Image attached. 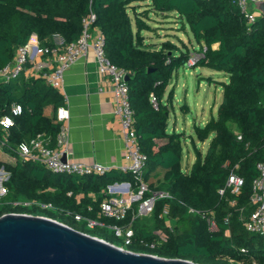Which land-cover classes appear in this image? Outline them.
I'll use <instances>...</instances> for the list:
<instances>
[{
	"label": "trees",
	"instance_id": "obj_1",
	"mask_svg": "<svg viewBox=\"0 0 264 264\" xmlns=\"http://www.w3.org/2000/svg\"><path fill=\"white\" fill-rule=\"evenodd\" d=\"M89 9L96 14L94 24L103 35L106 57L128 75L134 128L146 157L143 179L150 191H164L170 197L158 198L147 216L132 219L129 210L117 220L99 214L105 197L102 190L117 178L133 183L131 173L62 175L29 159L15 163L0 159V168L8 174L2 182L0 215L46 216L117 246L122 245L114 243L112 226L130 223L133 235L124 249L203 264H264V235L247 231L243 224L255 208L250 194L258 174L256 163L264 160V16L248 21L237 0H0V68L32 32L41 43L49 39L43 44H51L55 34L65 42L76 40ZM157 14L164 21L175 17L178 30L189 32L198 50L206 48L193 67L205 66L227 76V81L219 82L222 99L216 116L203 125L193 124L199 141L211 139L202 155L191 136L195 159L185 171L181 168L183 132L166 129L174 97V88L167 87L191 51L181 40L183 48L169 38L157 43V48L148 41V34L160 27L151 24L162 21L154 18ZM60 98L40 78L20 75L0 81V117L10 115L12 103L22 108L9 127L11 151L38 134L53 144ZM48 104L55 109L50 117L43 113ZM231 169L243 178L238 193L224 188ZM13 201L27 205L14 206ZM206 217L213 218L214 231L208 229ZM88 220L95 221L93 226H87Z\"/></svg>",
	"mask_w": 264,
	"mask_h": 264
},
{
	"label": "built area",
	"instance_id": "obj_2",
	"mask_svg": "<svg viewBox=\"0 0 264 264\" xmlns=\"http://www.w3.org/2000/svg\"><path fill=\"white\" fill-rule=\"evenodd\" d=\"M254 0H237V5L248 21H254L257 12L250 10V4ZM96 14L89 9L82 17V29L78 38L71 42H65L61 36H52L51 44H43L36 33L32 32L25 43L17 46L13 58L0 68V81L15 79L25 72L31 71L58 92H62L64 85V72L79 58L87 56L91 52L95 58L98 72L109 82V89L112 93L113 115L119 122L120 131L124 140L123 155L129 161L121 165V172L131 173V181H114L105 187L107 197L100 202V213L104 216L117 220L123 219L131 210L132 219L137 216L149 215L154 203L158 198L170 197L164 191H150L148 184L143 179L145 168V155L139 150L138 139L134 128V115L128 99V85L125 80L126 72L121 67L112 63L105 55L104 38L99 28L94 24ZM205 47L194 50L186 62L192 66L204 55ZM150 101L156 107L155 98L150 96ZM21 105L12 103L10 115L0 117V127L5 132L0 137V143L7 142L8 128L13 124L12 116L21 112ZM55 119L58 123V130L55 135V145L49 146V139L43 134L21 142L17 147L12 148L13 152L21 159H29L44 165L53 173L67 175H104L112 166L101 163L87 164L81 161L65 160L61 157L66 153L69 143V113L64 105H58L55 111ZM257 176L252 180L250 202L255 206L254 210L244 220L243 224L247 231L264 235V160L256 163ZM2 179L5 176L0 173ZM0 182V189L4 190ZM243 184V178L231 169L225 180L224 188L232 193H238ZM224 188L220 189L222 193ZM0 190V197H1ZM149 192L150 195L145 194ZM14 206L20 202H11ZM22 204H26L24 202ZM135 204V208L133 205ZM43 207L49 204H42ZM189 212H194L188 209ZM14 213V212H11ZM4 214V213H3ZM167 208L163 209V215L167 216ZM80 219L79 215H75ZM208 229H216L212 217H206ZM95 221L88 220L87 225L93 226ZM166 225L170 226L166 218ZM112 230L116 236L123 238L124 244H129L133 235L130 225H113Z\"/></svg>",
	"mask_w": 264,
	"mask_h": 264
},
{
	"label": "crops",
	"instance_id": "obj_3",
	"mask_svg": "<svg viewBox=\"0 0 264 264\" xmlns=\"http://www.w3.org/2000/svg\"><path fill=\"white\" fill-rule=\"evenodd\" d=\"M250 10L254 11L251 7ZM257 15L260 14L257 12ZM165 20H170V18ZM162 21H164V19ZM156 26H160L157 29L156 33H154L153 35L148 34L149 36H151V38H148V41L154 43L155 48H157L158 46L157 43H159L160 41L166 38H169L170 40L173 41V38L175 37L178 40H181V42H183V40L179 37L177 33H172L174 29L176 30V26L174 24L162 25L158 23L156 24ZM187 36H188L187 40L189 41L188 43L190 44L192 49L198 50V44L194 40L190 39L189 33H187ZM43 41L44 42L42 43H47L49 42V39H44ZM190 51L192 50L190 49ZM21 76H23L24 78H40L36 74H33L31 71L25 72L21 74ZM210 79L211 78L209 77V80ZM42 80L44 81V83H46L44 79ZM212 81L214 83L220 82L214 80ZM167 90L169 89L167 88ZM221 92H222V88H221ZM58 93L61 97L60 103L58 105H64L69 113V119H68L69 143H68V149L66 153H64L65 159L81 161L87 164L101 163L104 165L112 166L107 173L114 172L122 175L127 174L128 172H121L119 170V167L121 165H126L129 163V161L123 155L124 140L120 131L119 122L115 118L112 112L113 103H112V93L109 89V82L107 81V79H105L104 76H101L99 74L97 69V64L95 62V58L91 52H89L87 56L79 58L68 69L65 70L63 90L62 92H58ZM170 106H172V103ZM54 110H55L54 106L48 104L44 106L43 113L44 115L50 117L53 115ZM210 114H212V112ZM211 116L214 115H210L208 119ZM206 121H204L202 124L199 125H203ZM194 123L198 124L196 120H194L191 124L188 134L185 133L186 130L185 128L182 131H177V132H183V137L184 136L189 137L188 140L191 145V148L193 149V145L191 143L192 142L191 136H192L195 146L200 150L198 143L203 144L206 139L204 141H199L195 137L193 132ZM167 126H168V120H167ZM167 126L166 129L168 128ZM172 128H173L172 130L176 131L177 125L173 123ZM8 133H9V128H8ZM3 134H5V132L0 127V137ZM208 138L210 141L211 136ZM182 140L184 141V138H182ZM208 143L205 147V151L207 149ZM48 144L49 146L53 147L55 145V137L53 144H50V142ZM185 148L187 153H186V165L184 168H182L183 146H182V154H181V168L184 171L188 170L191 165L188 164V158L190 155L189 147L186 146ZM0 149L3 152L2 157H0L1 160L9 163H15V161L21 160L13 152V150L11 151V148L8 146V140L4 144L0 143ZM205 151L204 152L201 151L202 155H204ZM194 159H195V154L192 162L194 161ZM0 169L3 172V174H5V179H7L8 176L7 172H5L2 168ZM159 173L161 175V172ZM62 175H67V174H62ZM126 180L130 181L124 178H117L109 183H112L114 181H126ZM102 193L105 194V197L103 198L105 199L107 197L105 188L102 190ZM92 195L94 196V194ZM133 206H135V204ZM99 214L102 215L100 213V207H99ZM165 224H166V218H165ZM128 225H130V223Z\"/></svg>",
	"mask_w": 264,
	"mask_h": 264
},
{
	"label": "water",
	"instance_id": "obj_4",
	"mask_svg": "<svg viewBox=\"0 0 264 264\" xmlns=\"http://www.w3.org/2000/svg\"><path fill=\"white\" fill-rule=\"evenodd\" d=\"M250 7L264 16V0ZM0 264L203 263L134 252L46 216L9 212L0 215Z\"/></svg>",
	"mask_w": 264,
	"mask_h": 264
},
{
	"label": "rangeland",
	"instance_id": "obj_5",
	"mask_svg": "<svg viewBox=\"0 0 264 264\" xmlns=\"http://www.w3.org/2000/svg\"><path fill=\"white\" fill-rule=\"evenodd\" d=\"M142 10V9H141ZM154 16V15H153ZM154 18L162 19L161 15H155ZM175 17H170V21H160L159 24L162 25H172L176 26L172 33H177L179 37L186 43L191 49V54L194 52L189 41L187 40V34L183 31H179L180 25L175 21ZM152 25L158 24L156 21L152 22ZM168 29V28H167ZM166 30V28H165ZM189 33V32H188ZM189 37L193 40L191 34ZM173 41L177 43L181 48L182 45L177 38H173ZM209 77L214 81H227V76L222 71H217L205 66H187L181 65L173 74L171 81L168 85V89L174 88V98L172 100V106L169 105V114H168V132L173 128V123L177 125L176 131H182L184 128L185 133L188 134L191 124L194 120L198 124H202L204 121L208 120L210 115H216L217 107L222 98L221 86L219 82L214 83L212 80H209ZM216 84V86H215ZM217 87V88H216ZM185 109V110H184ZM212 112V114H210ZM180 129V130H179ZM184 141L182 140L183 146V157H182V168L186 165V146L189 147L190 155L188 158V164H191L194 153L193 149L188 140V136H184ZM209 141L207 138L204 143H198L200 150L205 151V147ZM3 152L0 149V157H2ZM5 179V176L2 179L0 174V182ZM3 186V185H2ZM1 190V189H0ZM1 196L5 193V189L1 190ZM19 202V201H17ZM4 201L0 197V208L2 207ZM20 204H22L20 202ZM110 230H108L109 232ZM114 243L122 245L120 247L124 248L127 245L124 244L123 238L120 236L112 237ZM124 246V247H123ZM231 264H243V263H231Z\"/></svg>",
	"mask_w": 264,
	"mask_h": 264
}]
</instances>
